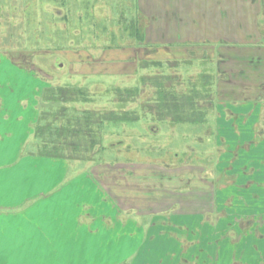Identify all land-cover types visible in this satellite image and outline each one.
<instances>
[{"label":"rangeland","instance_id":"374dc122","mask_svg":"<svg viewBox=\"0 0 264 264\" xmlns=\"http://www.w3.org/2000/svg\"><path fill=\"white\" fill-rule=\"evenodd\" d=\"M138 1L0 0V87L5 86L6 93H13L15 96L21 94L19 100L14 96L12 103L16 105L15 107L20 108L19 105L23 104L24 108L30 104L31 109L33 107L35 112H38L34 124L29 128L31 131L29 141L22 148L24 155L32 157L30 152L36 150L38 141L34 132L40 110L55 111L62 106H68L71 113L76 106L79 109L75 111L78 116H81V112L85 109L114 108L139 111L145 100L156 98V88L152 83H142L141 77L153 78L175 72L181 73L185 78L196 77L204 67L212 69L217 75L212 63V52L184 53V59L192 60L194 62L192 65L179 62L178 67L172 69L166 64L157 66L154 60H161L164 63L165 60L170 59V64H175L165 49L159 45L160 42H164L160 31L158 30L155 35V32L150 33L148 29L150 17L162 18L164 14H158L162 13L163 9L162 6L156 9L147 0H142L145 6L140 9ZM139 27L143 30L142 41L138 39ZM211 51L218 53L216 49ZM224 55L225 64L221 65L220 76L225 77L218 81L217 90L220 92L216 96L218 102L215 108L234 110L242 116L240 123L250 119V125L254 118H259L261 107L263 106L264 109V105L261 106V103L255 101L246 102L235 97L230 98L233 97L230 89L233 74L230 76V71L227 69L230 66L228 54ZM198 56L207 58L211 62L203 64L201 62L205 60L198 59ZM217 58L221 59L219 54ZM233 68L234 64L232 71ZM241 73L244 71H237L235 75ZM5 79L7 84H1ZM48 86L83 88L88 93V99L80 97L77 101L66 102L64 105L58 102L54 104L42 102L44 89ZM135 86L142 92L140 99L135 102L118 103L116 90ZM181 86L178 85L177 89ZM238 87L240 89V86ZM256 105L258 106L255 107ZM238 109L241 111H236ZM251 114H253L252 118ZM229 121L230 119L224 117L218 124L217 116L210 113L205 124H171L170 121L153 120L152 115L149 114L136 123L110 124L104 130L102 148H96L95 155H89L91 159H66L69 164L61 167V172L70 175L93 174L95 169L106 185L114 187L107 192L102 189L103 197L100 195L98 197L103 198L102 202L106 203L105 198L108 196L110 209L115 206L111 191L119 195L122 206L129 207L137 202L145 207L150 204L151 209L171 206L169 208L171 211L178 210L172 205L177 200L175 196L179 195L178 192L187 189L188 191L192 189L191 191H196L198 194L204 192L200 197L204 199L198 204L199 207H196L192 201V206L189 207V211H195L196 208L205 209L204 217L189 215L183 218L180 215L172 216L169 212L162 216L160 214L142 216L137 222L147 230L152 224L154 225L152 221L162 227L169 226L166 234L169 233L173 241L170 245H167L165 237L160 236V232L157 233V239H152L157 242L156 246H154L156 242L153 245L157 258L153 257V259H158L159 263L163 260L167 262V258L159 254L163 255L165 252V256H169L167 252L173 250L180 252L182 249L183 256H206L201 264H232V261H229L230 256H225L227 250L234 249V246L229 249L228 237L238 236L241 230L236 232L238 227H233L235 222L226 221L230 201L227 200L220 211L212 212L214 209L212 199L205 196L212 193L214 183L227 185V189L232 184L229 183V175L224 172L231 159L234 162L238 160V151L242 152L241 155L248 154L252 157L251 152L245 151L247 141L245 134L230 132ZM42 123L44 120L40 122ZM60 123L65 124L64 117L60 118L59 122H55V124ZM232 123L235 124L234 121ZM216 124L226 127L219 133ZM3 134L4 138L10 136L9 131ZM261 135L264 137V134ZM21 136V132L13 131L12 139L6 137L5 142L11 140V143H16ZM232 136H236V144L231 143L232 140L229 138ZM223 137L227 139L226 142ZM257 138L260 136L258 135ZM257 138L251 140L257 141ZM242 164H244L242 169L246 170L245 159L242 160ZM219 171L222 174L219 175ZM238 174L242 176L240 179L245 178L241 171ZM220 176L224 181H220ZM233 178L234 176H231V179ZM92 182L93 189L97 190L99 186ZM139 189L142 191L148 189L149 193L138 195L135 192ZM196 192L193 194L196 195ZM126 216L128 215L125 213L122 218ZM181 217L183 225L189 227L188 231L183 229L182 233L176 225L181 224ZM114 222L115 218L109 217L108 223ZM220 222L221 225L217 228L216 225ZM154 231L157 232V229ZM217 236L221 245L216 242ZM223 241L228 242L225 244ZM142 247V239L135 248L131 245V252L126 245L110 243L109 258H107L110 259L109 263L104 260L106 256L102 258L92 256L87 262L132 264L134 255ZM149 248L150 245L147 250ZM241 249L245 252V247L242 246ZM213 253L221 255L220 261L219 258L212 256ZM117 256L129 257L111 261ZM240 260H236V263L234 261L233 264H244V261ZM154 263L150 262V264ZM197 263L198 261H195V264Z\"/></svg>","mask_w":264,"mask_h":264},{"label":"crops","instance_id":"0c3cea01","mask_svg":"<svg viewBox=\"0 0 264 264\" xmlns=\"http://www.w3.org/2000/svg\"><path fill=\"white\" fill-rule=\"evenodd\" d=\"M147 1L156 9L162 6L164 13L158 15L164 14L163 17H150L148 29L150 33L155 32V35L160 31L164 42L159 45L170 58L183 59L184 53L191 52H212V62L217 65L221 74V65L225 64L226 58L224 54H228L230 66L227 69L230 76L233 74L232 83L230 81L233 97L230 98L264 105V0ZM138 5L140 9L145 6L142 0L138 1ZM212 49H216L218 53H214ZM218 54L220 60L217 58ZM198 59L204 57L198 56ZM240 70L244 73L236 76V72ZM1 84H7L6 79ZM6 90L5 86L0 87V264H92L87 262L92 256H106L104 260L109 263L110 259L107 258L110 243L126 245L131 252V245L135 248L141 239L143 247L137 250L132 264H150L154 261V264H195V261L201 264L205 260L206 256H183L181 249L180 252H167L169 256H165V252L163 255L159 254L167 258V262L163 260L159 263L158 259H153L157 258V254L153 251L156 240L152 239H157V233L160 232V236L165 237L167 245H170L173 241L170 234H166L169 226L162 227L152 221L154 225L147 230L138 223L142 216H162L169 212L172 216L180 215L183 218L189 215L204 217L205 209L189 211L191 201L199 207L198 204L204 199H200L204 192L198 194L192 189L178 192L179 195L175 196L177 200L172 204L178 210L171 211V206L151 209L150 204L145 207L137 202L129 207L122 206L119 195L111 191L115 206L110 209L108 196L105 198L106 203L102 202V189L107 192L114 187L106 185L95 169L93 174L70 175L61 172V167L69 164L66 159L36 155L29 157L23 154L22 148L31 134L29 128L34 124L38 112L33 107L31 109L30 104L24 108L23 104L19 105L20 108L15 107L12 103L15 94L6 93ZM15 97L19 100L21 94ZM252 116L253 114L251 118ZM224 117L230 119V132L245 134V151L251 152L252 157L248 154L241 155L242 152L238 151V160L234 162L231 159L224 172L229 175V183L232 184L227 189V185L214 183L212 193L205 196L212 199V212L220 211L222 205L227 200L230 201V216L228 214L225 217L226 221L235 222L233 227H238L236 232L241 230L238 236L228 237L229 249L234 246V249L225 252V256H230L229 261L233 264L241 259L244 264H264V137L261 135L264 134V109L262 106L259 118H254L250 125V119L240 123L242 116L231 109L219 110L217 123ZM218 124L220 133L226 126ZM6 131H9L10 136L5 138L12 139L13 131L21 132L22 136L16 143H11V140L5 142L3 132ZM258 135L260 138H257ZM223 138L226 142L227 139ZM253 138H257V141L251 140ZM229 139L232 140L231 143H237L236 136ZM241 144L242 142L239 143ZM243 159L246 161V170L242 169ZM240 171L244 179H240ZM218 174L222 172L219 171ZM231 176L234 178L231 179ZM219 179L224 181L221 176ZM92 181L99 186L97 190L93 189ZM135 193L146 195L149 191L139 189ZM125 213L128 216L122 218ZM109 217L115 218V222L108 223ZM182 217L181 224H176L181 233L183 229H189L183 225ZM220 225L221 222L216 227ZM216 227L213 228L215 231ZM156 229L157 232L154 231ZM216 239L221 245L219 236ZM224 242L226 244L228 241ZM156 245L157 242L154 246ZM242 246L245 247V252L241 249ZM212 256L220 261V254L213 253ZM121 257L124 256H117L111 261ZM127 257L129 256H125L123 260Z\"/></svg>","mask_w":264,"mask_h":264},{"label":"trees","instance_id":"16d2710c","mask_svg":"<svg viewBox=\"0 0 264 264\" xmlns=\"http://www.w3.org/2000/svg\"><path fill=\"white\" fill-rule=\"evenodd\" d=\"M137 31L139 41L144 40L141 27ZM172 59L175 64H170V59L165 60L164 63L161 60L153 62L157 66L166 64L171 66V69L178 67L179 62L184 65L194 64L190 59ZM202 60H205L201 62L203 64L211 62L207 58ZM214 68L217 70V75L212 69L204 67L196 77L185 78L178 72L153 78L141 77L142 83H152V86L156 88V98L145 100L139 111L114 108L109 110L85 109L81 112V116H78L75 113L79 111L76 106L71 113L68 106H60L61 108L55 111L40 110L34 132L38 143L36 150L31 151L30 154L67 160L91 159V156L95 155L96 148H102L104 130L108 125L136 123L149 114L152 115L153 120L170 121L171 124H205L208 122L210 113L215 116L219 115V108H215L218 102L216 96L219 93L217 86L223 76H220L217 65H214ZM178 85L182 86L177 89ZM44 91L42 102L53 104L58 102L64 105L66 102L77 101L80 97L88 99V93L83 88L48 86ZM116 93H118V103H126L138 101L142 92L139 87L135 86L118 89ZM62 117H64L65 124H55ZM42 120L44 123L40 124Z\"/></svg>","mask_w":264,"mask_h":264}]
</instances>
